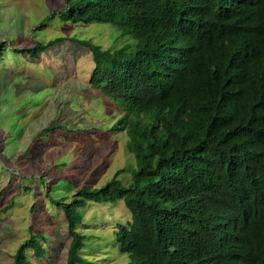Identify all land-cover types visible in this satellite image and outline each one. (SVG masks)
<instances>
[{
    "label": "trees",
    "instance_id": "1",
    "mask_svg": "<svg viewBox=\"0 0 264 264\" xmlns=\"http://www.w3.org/2000/svg\"><path fill=\"white\" fill-rule=\"evenodd\" d=\"M63 2L45 22L107 23L130 41L102 49L58 36L9 56L86 46L88 83L117 104L114 130L135 159L126 184L118 170L100 187L52 200L70 236L65 264H90L78 209L120 199L130 221L114 239L125 264H264V0ZM53 123L41 132L57 130ZM42 237L21 243L13 264H27L26 249L42 257Z\"/></svg>",
    "mask_w": 264,
    "mask_h": 264
},
{
    "label": "rangeland",
    "instance_id": "2",
    "mask_svg": "<svg viewBox=\"0 0 264 264\" xmlns=\"http://www.w3.org/2000/svg\"><path fill=\"white\" fill-rule=\"evenodd\" d=\"M63 6V0H0V264H13L17 247L36 234L44 254L26 249L27 264H65L70 236L55 201H68L82 185L100 187L118 170L126 184L135 167L126 133L114 130L120 109L88 83L93 61L79 42L116 49L130 39L107 23L63 22L57 15L45 22ZM58 36L79 41L36 58L9 56L12 48ZM50 123L57 130L41 132ZM78 211L90 264H125L128 255L114 239L117 226L130 221L123 200L88 201Z\"/></svg>",
    "mask_w": 264,
    "mask_h": 264
},
{
    "label": "bare ground",
    "instance_id": "3",
    "mask_svg": "<svg viewBox=\"0 0 264 264\" xmlns=\"http://www.w3.org/2000/svg\"><path fill=\"white\" fill-rule=\"evenodd\" d=\"M165 12V11H164ZM166 62V61H165Z\"/></svg>",
    "mask_w": 264,
    "mask_h": 264
}]
</instances>
